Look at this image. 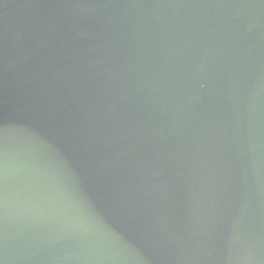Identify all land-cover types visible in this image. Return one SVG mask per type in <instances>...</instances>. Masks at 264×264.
Masks as SVG:
<instances>
[{
    "label": "water",
    "instance_id": "1",
    "mask_svg": "<svg viewBox=\"0 0 264 264\" xmlns=\"http://www.w3.org/2000/svg\"><path fill=\"white\" fill-rule=\"evenodd\" d=\"M0 264H264V0H0Z\"/></svg>",
    "mask_w": 264,
    "mask_h": 264
}]
</instances>
